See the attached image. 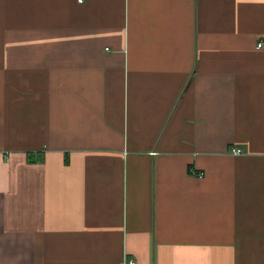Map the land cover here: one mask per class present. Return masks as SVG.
<instances>
[{
	"label": "crops",
	"instance_id": "1",
	"mask_svg": "<svg viewBox=\"0 0 264 264\" xmlns=\"http://www.w3.org/2000/svg\"><path fill=\"white\" fill-rule=\"evenodd\" d=\"M125 258L264 264V0H0V264Z\"/></svg>",
	"mask_w": 264,
	"mask_h": 264
},
{
	"label": "built area",
	"instance_id": "2",
	"mask_svg": "<svg viewBox=\"0 0 264 264\" xmlns=\"http://www.w3.org/2000/svg\"><path fill=\"white\" fill-rule=\"evenodd\" d=\"M261 43H259L258 45L260 46ZM232 153H240L241 149L233 147L231 148ZM202 173H198L199 176H201ZM135 261L133 258H125L124 260H122L119 264H134Z\"/></svg>",
	"mask_w": 264,
	"mask_h": 264
}]
</instances>
